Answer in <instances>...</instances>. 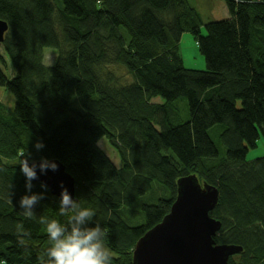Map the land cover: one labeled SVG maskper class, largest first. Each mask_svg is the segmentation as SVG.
Wrapping results in <instances>:
<instances>
[{"label": "trees", "instance_id": "trees-1", "mask_svg": "<svg viewBox=\"0 0 264 264\" xmlns=\"http://www.w3.org/2000/svg\"><path fill=\"white\" fill-rule=\"evenodd\" d=\"M222 1L228 18L203 24L190 0H0V87L14 99L13 109L0 101V264H46L40 218L72 215L49 191L32 218L23 214L26 149L74 179L75 199L108 233L110 264H131L190 176L218 191L216 244L242 247L227 264H264V157L246 161L264 138V0ZM184 33L206 70L183 67ZM44 49L55 51L53 66ZM21 225L31 233L24 246Z\"/></svg>", "mask_w": 264, "mask_h": 264}, {"label": "water", "instance_id": "water-1", "mask_svg": "<svg viewBox=\"0 0 264 264\" xmlns=\"http://www.w3.org/2000/svg\"><path fill=\"white\" fill-rule=\"evenodd\" d=\"M6 30V24L0 22V43ZM52 161L58 164V170L46 174L38 171L39 179L33 182L47 184L58 200L63 182L75 199L74 179L61 162ZM217 202L216 188L200 184L195 176L179 180L169 213L135 243L131 264H227L242 252V247L214 241L221 225L209 214Z\"/></svg>", "mask_w": 264, "mask_h": 264}, {"label": "clouds", "instance_id": "clouds-1", "mask_svg": "<svg viewBox=\"0 0 264 264\" xmlns=\"http://www.w3.org/2000/svg\"><path fill=\"white\" fill-rule=\"evenodd\" d=\"M34 149L39 152L45 145L41 140H36ZM19 171L25 179L24 188L26 194L18 201L23 214L32 218L35 215L34 208L46 198L48 186L40 183L42 192H33V181L39 179V174H46L48 170H58V164L45 157L39 161L33 158L32 151L26 149L19 153ZM60 214L72 213L67 223H61L56 219L40 218V223L46 225V232L51 241L46 250V264H110L112 258L111 249L105 244L108 235L99 223L94 222L95 211L91 208L82 207L77 199H73L67 188L60 183ZM94 226H89V223ZM19 244L24 246V238L30 237L31 233L23 230Z\"/></svg>", "mask_w": 264, "mask_h": 264}, {"label": "rangeland", "instance_id": "rangeland-1", "mask_svg": "<svg viewBox=\"0 0 264 264\" xmlns=\"http://www.w3.org/2000/svg\"><path fill=\"white\" fill-rule=\"evenodd\" d=\"M235 2H240L243 0H233ZM191 5L198 11L201 16L203 24L211 21H221L228 18V11L225 3L222 0H190ZM201 35L206 34L205 26H201ZM180 54L182 57L183 67L187 70L193 71H204L206 70L205 59L199 52L197 43L195 42L193 36L190 33H184L181 36L179 42ZM1 50V49H0ZM44 63L46 66H53L56 58V53L52 49H44ZM8 78H11L12 71L8 64V68L1 67ZM116 75L119 77L121 82H129L131 78L127 75L124 69H116ZM0 101L4 103L8 108L13 109L14 99L12 95L7 92L4 88L0 87ZM156 101V100H154ZM157 101H159L157 99ZM99 148L106 154V156L119 167L120 163L115 151L108 147L107 144L101 140L99 142ZM264 157V138L262 135L256 142V147L249 149L246 154V161H253L255 159ZM137 209L136 206H133ZM233 261L237 258L232 256Z\"/></svg>", "mask_w": 264, "mask_h": 264}]
</instances>
